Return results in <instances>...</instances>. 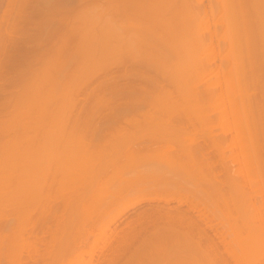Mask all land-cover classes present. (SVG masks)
Masks as SVG:
<instances>
[{"label": "bare ground", "instance_id": "1", "mask_svg": "<svg viewBox=\"0 0 264 264\" xmlns=\"http://www.w3.org/2000/svg\"><path fill=\"white\" fill-rule=\"evenodd\" d=\"M43 1L44 2L46 1L45 2L46 4L48 2L47 0H43ZM204 1L205 0H118V1H115L116 5L110 4L111 2H109L108 6L106 8V11L104 13V17H103V21H102L103 23L100 26L102 28L100 35L96 34L97 32L94 34V32L96 30L98 31V29H96L94 31V29L96 28L95 26H97V25H96V22L94 21V19H90V16H89L90 13L87 14L88 17H86L87 18V21H86L87 24H86V22L84 23V25L82 24L85 21V20H83V19H85V15H84V17L81 16V18H79L80 20L83 21L79 24L82 26L81 28H83L84 31H83V29L80 28V26L77 27L75 25V23L78 24L77 23L78 21L70 22L71 24L74 23L75 26L73 28H77L79 30V31L76 30L78 33L81 31L80 32L81 34L79 33L77 36L78 37L83 36L82 40H80L81 46L78 45V46H80V48H78L79 51L77 52L79 54L78 59H80L82 61V65L84 66L83 68L85 69V70L80 69V68H82V66L79 67V69L77 71L79 72V70H80L81 74H83L84 71H87L85 68L86 65H84V64L88 63V62L85 63L87 61L86 58L89 57L88 54L90 53V51L94 50L93 47L96 46L97 49L98 48L101 49L103 47L102 46L103 43L101 44V47L100 46L98 47V45L101 42L98 44L97 40H99L101 38V41H105L104 42L105 48L103 47L104 52H106L107 50L108 51L112 50V47L109 45L110 42L114 41V42H117L116 44H119V53H120L119 54L120 57H118L119 58V64L118 65H119V71H120L119 76H120V80H122V82H123V83L121 82L122 85L120 84L121 86L119 88V89H121V90H119L121 93L120 94L121 96L119 97V102H120V106H121V110H122V114L120 115L121 119L119 121H121V126H120L121 128L120 129H121L122 133H124V135H127V133L129 132L128 129L131 128L130 127L131 124L135 123L137 121L135 118V115H137V114H138V116H136L137 118H141L142 116H144L143 118H145V115H146L147 116L146 118L148 119L147 121H149L148 116L152 117V115H153V121H151L152 119L150 118L151 123H153V122L156 123V121H157L156 116L157 115H160V117H162L158 121H160V120L162 121L163 116H165L164 121H167V122H165L167 124V127H164L162 129L161 126L163 124L159 125V126H160L161 130H165V128H167V137H166L167 139H165L166 135L163 134L162 131H160L161 134L156 133V135H158L156 138H152L153 134H152V136H149L150 138L147 137V138H149L147 141H146V139H145V141H143V138H142V140H139V138L133 140V138H134V136H133V138H130V139H132L131 142L129 141L130 143H127L125 141V144L123 146L124 149H126L125 148L126 145L129 144L130 146L127 145V147L130 150H132L129 152L134 153L135 157L136 156L137 157L142 156V155L138 156V154L140 152H143V151H145V152L149 151L151 154V151L152 150L155 151L156 148H157L156 151H157L158 156H159V152H161L160 154L164 153L168 157V154H166V153H168V151L175 153V154H173V153L169 152L170 153L169 155L172 154L174 156L175 155L180 156L179 159H177V158L174 159V156H173V160L169 156V158L171 160L168 158L167 160H170V161H167V163H166V161H164L166 163V164L165 163L164 164L168 168L167 169L168 170L167 171L168 177L164 176V177H166L165 182L163 181L165 179H163V180L161 179L162 180L161 182L159 181V179H158V177H160L159 174H157L156 179H153V177L151 179V178H149L150 174L146 173L149 175V177H146L147 179H145V178L143 179L142 174L144 175L145 173L140 174L142 177H139L140 176L139 173H141V172H139V173L135 172L136 174H138V175H135V177L137 176V178L138 179L140 178L141 180L140 179L138 180L137 178H135L138 181L133 180L132 183H131V181L130 182L128 181L129 183L124 181V182L120 183V186L117 185L118 190L117 191L114 190V191H116V193L114 194L115 198L112 199V201L114 200L113 202H110V206L114 205L113 203L117 202V204L119 203L118 206H121V207H120V211H118V207H117V209H114V210H117L119 214L117 215V213H115L116 215L112 216V218H114V217H117V219L120 218L119 215H123L122 213L126 209H128V207L129 208L130 207L132 208V206L135 207L134 205H135L136 200H138V198H140V196L139 197L137 196L138 194H141V197H142L143 196L142 193L144 191L147 192V190L149 191V189L150 190L152 189L151 192L153 190L155 191V187L157 189L156 193H158L159 192L158 189L161 190L160 188H162V190H163V188H164V190L167 188H171V189L174 188L175 190L178 189L180 191V187L182 190V186L189 185L190 187L193 186V188L196 187V189L199 190V191H194V189H191L189 187L190 191L192 190L191 193L193 192V193L197 194V195L190 194V195H193V197L195 196L194 201H196V196L201 195V196H198L197 199H198L199 203L203 204L204 210L201 209L202 206L199 205V203H197V202H194L192 204L194 207L193 206L189 207L187 204V206L190 208V210L192 209L193 212H194V210L196 211V209L198 210L197 213H195V215L196 214L199 215L198 218H196L197 221L194 220L193 217H191L189 215L190 213H188V211L185 212L187 209L185 211L182 210L181 215L183 214V211H184V214H183L184 217L187 216L186 217V219H187L188 215H189V218H192L195 223H193L192 219H191L192 222L190 219L189 220L187 219V221H186L185 218L183 217V215L182 216L180 215L181 219L184 218V219H182V221L185 220L186 222L180 223L181 224L180 227L178 226L179 229H176L177 226L175 227L174 225L177 224L178 220L175 219V221L172 220V221H174V222H172L170 219H168L169 217H168V215H166V213H165V216H167L168 218L167 217H166L167 219L164 218L165 216L163 213L162 218L166 219L167 221H171L172 223H168L170 225L174 223L173 226L169 225L165 229L163 227L162 228H158V227L154 228L155 231L153 232L154 233L153 236L160 238L161 236L165 235L166 237L165 236L163 237V239L165 238V240L163 241L160 238V240H161V242L159 241L160 245L159 244L156 245L158 241L156 242V244L154 243L153 246L149 245V246H152L149 249L150 250L149 251L148 247H147L148 244L145 243L146 239L149 238L148 237L149 235L147 236V238L145 237L146 238V239L144 238L145 242L142 240L141 243H143V244H141V247H140V249L141 248L144 249V250L141 249V251H143L142 254L140 253L142 256H138V254L136 253L137 251L134 252V253H136L134 256L136 259V263L140 258H142L140 260H145V259L151 258L150 261L152 260V261H154L153 263H155V260H157L156 262L159 261L158 264L160 263V260H161V263H163V264H264V256H263L264 252L262 253L263 255H258V253L256 254L254 252L255 250H253V248L264 244V198H263L264 195L262 194L263 196L261 195L260 199H257V196H256V198H254V196H253V194L255 192H256V194L257 193L261 194L260 193L261 191L258 190L257 186H259L261 188V184H262L261 182L264 181L263 180V181L259 182V180L262 177L264 178V173H263L264 168L262 166V164L264 165V160H262L263 163H262V161H260L262 159L261 155L264 154V0H207L208 1L207 6H204ZM40 2L42 3V0H40ZM77 2H79V1H77ZM18 3H19V1H17V0H9L8 3L6 4L7 7H5V12L2 15V18L0 19L1 20L0 21V38H2V36H4V35L5 36L8 35V32H9L8 30H10V29H8L9 28L8 26L14 25V23L12 24L11 21H15L16 18H19V16L17 17V15L14 14V11L16 13V10H14V9L15 8L17 9V7H15V6H18V5H16ZM49 3H53V2L50 1ZM66 3H65V5H66ZM80 3H84V1L82 0V2H79V4ZM46 4H45V6H46ZM20 5H22V4H20ZM48 5H50V4H48ZM111 5L114 7H112ZM22 7H23V5H22ZM18 8L20 9V7H18ZM67 8H66V10H70L72 7L68 8V9ZM22 9H20V12ZM53 9L55 10V8H53ZM57 11H59V10H57ZM20 12H18V13H20ZM23 12H21L22 14H19L20 18L22 17ZM115 12H116V14H114ZM54 13L55 12H53V14L51 13V15L52 16L55 15ZM12 15H13L14 20L11 19ZM14 15H16V17ZM113 15H115V17ZM47 16L45 17L46 19H48ZM91 16H93V14ZM49 17H51V16H49ZM55 17H56V15H55ZM69 18L67 21H69ZM94 18H97V16ZM21 19H24V18L22 17ZM52 21L54 22V20H52ZM22 22H23V20H22ZM45 22H46V20H45ZM51 22L49 21L50 24H51ZM64 22H66V19ZM67 23L68 22H66V24H65L66 26H67ZM70 23H68L69 24L68 28L65 25H63L67 28L66 31H68V32L73 30L72 29L73 24L71 25ZM43 24H45V23L43 22ZM51 25L48 24V26H51ZM98 25H99V23H98ZM41 27H43L42 24H41ZM100 27H99V29H101ZM97 28H98V26H97ZM66 31H65V34H68ZM82 31H83V33H82ZM14 32H12V33L14 34ZM72 32H75V30ZM72 32L70 34H72ZM54 33L57 34L58 32L57 33L53 32V34ZM98 33H99V31H98ZM47 34H48V32H47ZM51 34H52V32L49 35L50 38H47L45 36L47 39H50V40L52 39V40H51V42L48 40L51 43V44L48 43V44H50L48 48H47L48 44L46 45V47H44V49H46V48L48 49L46 51L47 53L46 54L44 53L45 55H47V58L44 57L45 59L42 58V60L40 58L41 68L39 69V62L37 61L38 59L37 60L33 59L35 61L36 65H38V67L35 68L34 70L31 69L30 73H27V71H26L27 76L29 75L28 77L27 76L24 77L22 75L25 79L26 78L27 79L24 80V78H23L24 83H23V85L21 84V87H18V89L20 88V89L26 90L27 88H30V90L28 89L29 92H27V94H25V93H23L25 91H23L16 97L15 100L17 103L15 104L16 107L14 106L15 111L10 114L11 117L9 120H8L9 117L6 114L8 118L5 119L6 120L5 122L3 121L2 125L0 124L1 131L11 132L12 137H13V138H10L9 140L4 141V144H0L1 145L0 146L1 147L0 148V263H3V264H5V263L10 264L11 261L9 259V257H10L9 254L11 253L10 250L12 249L11 247H12V244L14 243L13 241H15L12 239V237L10 238V236H11L9 233L10 231L7 233L5 232V230L7 229V226H10V225H8L10 223L9 222L10 221L9 218H11L10 216L13 215V218H16L14 216H17L16 220L18 221L19 225H22L23 223L24 224L27 223L28 220L25 222L23 220L24 218L22 216L26 213V212H24L25 207H24V211H23V209L20 210V211L24 212V214L23 213H22V215L20 214L22 217H20V215H19V208L20 209H21V207L23 208V206H21L23 203H24V205H28L26 201H30L29 199L35 198V196H36L35 194H37L36 192L38 191V188L40 186L39 183L43 185L45 182L42 181V179L45 180V179H47V177H49V176L43 177L44 176V174H43V176H41V178L39 180V176H40L39 173L44 171L43 170V168H44L43 164H45L48 160H50V157H52L50 152L52 153V151H50L48 154V152H47L48 150L47 151L45 150L48 148L47 142H49V145H50V140H49V141H46L47 145H45L43 143L45 145V147L44 146L43 147H44V150L46 151L47 155L46 154L44 155V153H45L44 150H43L44 151L43 153L37 152V150L40 151V149H38V148L40 147V145L42 143L40 142L41 138L38 137V134L40 133V131L38 130L39 128L35 126V123H36V125H39L42 123L43 118L45 119L48 116L51 117V115H50L51 112L49 111V109L51 108L50 106H53V105L56 106L57 105V104H54L57 101V99L64 101V102H66V100H68V99L65 100V96H64V98H62V96L58 97L57 94H55V93L53 94V90H56L55 92L57 93V91L59 89L61 91V87L62 88L72 87V85L69 84V81H68V83L66 81V83L68 85L64 84L65 82L61 83L62 86L57 85V83H58L57 78L61 77V76H58L60 74L59 69H61V66H60L61 63L58 62L59 61L58 56H56V52H58L60 47L57 48V46H59V45L56 43L57 44V46H56L55 41L60 39L59 38L60 36H59V34H57V35L54 34V36H55L54 37L53 35L51 36ZM62 35H61V38H62ZM19 36H21V34H19ZM23 36L24 35H22L21 37H23ZM57 36H58V38H57ZM7 37H9V36H7ZM7 37H5V38H7ZM64 39H67V38H64ZM5 41H6V39H5ZM21 41H22V39H21ZM60 41H62V40L60 39ZM64 41H66V40H64ZM38 43H40V42L38 41ZM38 43H36V44H38ZM93 43L94 44L96 43V45L92 46ZM78 44H80L79 41H78ZM115 46H117V45H115ZM37 47H38V45H37ZM117 48H118V46H117ZM39 49H41V47ZM56 49H57V51H56ZM76 51H77V49H76ZM95 51L97 53L99 50H95ZM104 52L101 51V53H104ZM38 53H40V52L38 51ZM58 53H57V55H58ZM99 53H100V51H99ZM40 55H42V53ZM74 56H76V55H74ZM103 56H104V54H103ZM34 57H35V55H34ZM37 58H39V57H37ZM92 58H95V57L93 56ZM92 58H90V59H92ZM87 59H89V58H87ZM95 59H97V58H95ZM75 60H76V58H75ZM80 60H78V61L80 62ZM32 63H34V62H32ZM32 63H30V64L33 65ZM61 65H63V64H61ZM76 65H78V64H76ZM92 65H93L92 67H91V65H88L89 66L88 68L91 67L93 69V67H95V66L93 63H92ZM29 67L31 68V66H29ZM29 67H27V68L30 69ZM76 68H77V66H76ZM65 70H62V73ZM82 70H83V72H82ZM89 71H90V69H89ZM58 72H59V74H57ZM72 72H76V71L72 70ZM72 72H70V73H72ZM78 72L75 73L76 76L79 74ZM84 74H85V72H84ZM210 74H212V75L208 76ZM71 75H70V77L69 76L67 77V74H66V76H65L66 79H68V80H69V78L70 79H76V78H72V76L76 77L75 75H72V76ZM78 76H80V74ZM207 76L209 78H207ZM128 77H130L129 80L132 78L131 79L132 82H129V80H128L129 83L127 82ZM20 79H22V78H20ZM61 79H62V77L59 78V82ZM63 80H64V77H63ZM20 81H21L20 83L23 82L22 80H20ZM72 82L74 84V80ZM145 84H146V86H144ZM143 86L145 88L148 87V89L150 87V89H152L154 91V92L152 91L153 92L152 94L150 93L148 95V96H150L149 97L150 99L146 97L147 96L146 94H147V92L149 93L150 89L147 92L144 91L146 93L145 94L143 92V90H145V88ZM127 87H129V88H127ZM131 87L133 90L131 92H128ZM137 87H141L144 89L141 90L139 88L138 90L142 91V92L140 91V93H139L137 90ZM67 88L64 90L69 91V89L67 90ZM18 89H17V91H18ZM148 89L146 88V90H148ZM134 90H137V92ZM22 93L24 95H22ZM137 93L138 94L142 93V95L144 93L145 95H144V97H142V95H140V97H139V95ZM64 94H67V93L65 92ZM145 97L147 98V100H150V102L144 101V100H146ZM141 100H142V102L144 101L143 104L145 103V105H147V103L150 105L151 104L153 105L152 107H154V108L151 107L152 109L150 108L149 105L147 106V108L149 107V110L145 108L146 110H148V111H145L146 113L151 112L150 115H149V113L144 114L145 112L143 113L144 115L140 114L139 109H141V108L140 107L137 108V105H138V102L141 103ZM145 105H142V106H145ZM59 106H61V105H59ZM48 107H50V108L48 109ZM219 107H222V108L217 112ZM11 108H13V107H11ZM130 108L132 110V112L130 111L131 114L133 113L132 116H129V114L127 113V111H129ZM70 109H72V108H70ZM153 109L158 110V111H155L156 121H154L155 120L154 119V111L152 113ZM136 110L139 113H137ZM165 111L167 113L166 114L167 117L165 115ZM141 112H143V111H141ZM160 112L161 113L164 112V113L161 114ZM216 112L218 115L216 114ZM135 113H137V114H135ZM224 113H225V115H226V113H229L231 115V117H230V120L232 121L231 124H233L234 129H236L234 131H237L239 134L241 133L242 135L241 134L240 135L243 136V142L242 141H240L241 143L239 142L241 145L240 146L241 151L240 150L239 151L242 152L244 155H246L245 156L246 158L249 157V159H247L248 161L246 159L244 160L245 163H246V161L249 162L252 159L257 161L256 162L257 167H256V165H254V167L258 169V171H257V169H256V171H257V174L260 175V177H261L260 179L256 180V178H255L257 175L255 173L256 171L254 172L256 174L255 177H254V175H250L252 172L249 171L247 174V175H250V176H248L249 179L242 177V179L238 178V180L235 178V175L237 174L236 172H233V174L236 173L235 175H232L230 173L231 170H228L225 167L227 165V164H225V159L229 156V153L227 156V155H225V153L227 154V152H224L226 150L227 144H228L227 138L221 135L222 137L225 138V139H222V137H220L221 133H219V136H218V134H217L218 132H215L216 131L215 129H214L215 131H211V132H213V134L211 133V139L208 140L209 142L206 141L204 144L202 143V145H200V146L196 145L197 148L194 146L195 149L193 148L192 145L185 144L186 142H183L184 139L182 140V142L179 139V137H178L179 132H181V131L183 132L185 128L189 129V127L190 128L196 127L195 125H194V127L192 126L194 121H198L200 123H202L203 121L205 123V121H206L207 123H209L210 121H212L214 119L213 121L215 123V121H216L215 119L217 118V120H218L219 118H222ZM139 115H141V117ZM52 117H53V114H52ZM128 117H130V118H128ZM147 121H146V123H147ZM161 121H160V123H161ZM38 122H40V123H38ZM129 122H130V126L128 125ZM137 122L139 123V120ZM191 122H192V124H191ZM219 122H220V120H219ZM158 123L159 122H157V124ZM162 123H164V122L162 121ZM207 123L205 125H207ZM214 123H212V124L214 125ZM25 124L27 125V127ZM66 124H64V125H66ZM143 124H144V122H143ZM157 124H156V126L153 124L154 127L157 128ZM127 125L129 128L127 127ZM135 125H136V127L138 126L137 124H135ZM135 125H133V127ZM144 125H143V127H144ZM213 125H212V127H213ZM215 125H217V124H215ZM159 126H158V129H160ZM164 126H166V125H164ZM201 126H202V124H201ZM28 127H29V129H28ZM145 127H147V126H145ZM183 127H184V129H183ZM40 128L43 130L42 127H40ZM150 128H151V126H150ZM30 129H31V132H29V133H34L33 135H30L28 133V130L30 131ZM144 129L146 131V128H144ZM238 129L241 131H239ZM134 130H135V127H134ZM126 131H128V132H126ZM135 131L137 132V130H135ZM188 131H191V129ZM185 132H183V133H185ZM214 132L217 135L214 134ZM138 133H139V131H138ZM192 134H194V132ZM7 135H9V133ZM7 135L5 134V136H7ZM2 136H4V134ZM66 136H68V135H66ZM127 136H126V138H128ZM154 137H155V135H154ZM181 138H183V137H181ZM190 138L195 139L194 137H191V136H190ZM232 138L238 139L239 136L235 137L232 135ZM232 138H231V141H232ZM61 139H62V137H61ZM187 139H189V138H187ZM1 140H2V137H1ZM45 140H48V139H45ZM77 142H79V141H77ZM188 143H190V141H188ZM53 144H55V143H53ZM198 144H200V143H198ZM229 144H231V143H229ZM63 146H64V144H63ZM233 147H234V145H233ZM162 148L163 149L165 148L167 150V152L159 150ZM41 149H42V147H41ZM128 150H127V152H128ZM158 150H159V152H158ZM211 150L213 151V153ZM153 151H152V153H153ZM129 152H128V154H129ZM145 152H144V154H145ZM209 152L211 154H213L214 157L213 156L212 157L214 158V160L210 156H208ZM123 153H124V151H123ZM38 154H40V155H38ZM114 154H115V152H114ZM114 154H112L113 155L112 156L113 161H118V159L116 160V158H114ZM122 154H121V156H122ZM130 154L128 156L132 157V154L131 155ZM146 154H147V152H146ZM45 156H46V160L48 158L47 161L45 160ZM115 156H116V154H115ZM117 156H118V154H117ZM225 156H227V157H225ZM40 157H42V158H40ZM81 157L84 158L85 156H81ZM142 157H144V156H142ZM159 157H161V156H159ZM167 157L163 155L162 159H164V158L166 159ZM176 157H178V156H176ZM87 158H90V157L87 156ZM112 158H110V160ZM155 158H156V156H155ZM182 158H184V160ZM209 158H211V159H209ZM78 159L76 161L79 162V160H81L82 158H80L79 160ZM119 159H121V157ZM132 159H134V158L132 157L130 160H132ZM148 159H149V157H148ZM194 159L195 160L200 159L201 161L198 160V161H200V163L199 162L198 163L201 166L203 165L202 162H204V165L206 163V167L203 166L204 170L201 169L200 165L199 166L197 165L198 167H196V166H192L194 163L188 164L190 162H194L195 161ZM263 159H264V157H263ZM136 160H138V159H136ZM149 160H151V158ZM208 160H210V162ZM211 160H212L213 166L211 165ZM42 161H44V163ZM144 161H147V160H144ZM186 161H190V162H186ZM92 162H93V160H92ZM250 162H252V161H250ZM39 163L41 166L43 165V167H40ZM66 163H67V161H66ZM70 163H72V162H70ZM150 163L152 165V163H154V162L149 161V163H147V164H150ZM63 164H64V162H63ZM78 164H80V163H78ZM100 164H102L100 167L105 166V165H103L104 163H100ZM141 164H142V162H141ZM49 165L50 164L47 165L48 168L50 167ZM67 165H68V163H67ZM81 165L83 166V164H81ZM112 165L113 164H111L110 166H112ZM122 165H123V161H122ZM128 165H130V164H128ZM72 166H73V164H72ZM157 166H159V165H157ZM250 166H252V165L250 164ZM38 167H40V169H38ZM92 167H94V166H92ZM254 167H253V169H255ZM45 168H46V166H45ZM48 168H47V171L49 173L50 170ZM69 168H71V167H69ZM37 169L42 170V171H40L38 173ZM92 169H94V168H92ZM138 169L140 170V168H138ZM138 169H136V170H138ZM70 170H72V169H70ZM106 170H107V168H106ZM136 170H134V171H136ZM159 170H161V169H159ZM239 170H238V172H239ZM51 171H52L51 173H53V169ZM126 171H128V170H125L124 172L127 173ZM132 171H133V169H132ZM235 171H236V169H235ZM88 172H89V170H88ZM98 172L99 171H97L96 173L98 174ZM165 172H166V170H165ZM163 173H164V171L162 173H160V175H162ZM127 174H125V175L127 176ZM154 174L156 175V173H154ZM239 174H240V172H239ZM55 175H56V173H55ZM100 175L101 174H99V177H100ZM247 175H244V177ZM52 176H53V174H52ZM129 176L131 177V175H129ZM118 177H120V176H118ZM130 177L128 179L132 178V177L131 178ZM144 177H145V175H144ZM161 177H163V176H161ZM251 177H254L255 179L254 178L250 179ZM50 178L52 179L53 177L50 176ZM50 178L48 180H51ZM122 179H124V177ZM116 180H118V179H116ZM155 180H158V181H156L157 183L153 182ZM199 180L203 184L205 183V187L202 186L203 189L202 188L199 189V187H198ZM250 180H256L257 186L254 187L255 186L254 182L250 183L251 182ZM52 181H50V182L48 181L47 183H51ZM139 181L142 184L144 182H147V184H149L148 181L153 182L152 183L153 185L155 183L156 184L154 186L152 185L153 188H149V187H151L150 186L151 182H150L149 187L147 186L148 189L146 190L147 187H145L146 185H144L146 183H144L143 187L145 190L144 189L142 190V187H140L141 185L139 186L140 188L137 186V183H139ZM53 182H55V180ZM53 182L50 185L45 183L46 187L41 186V189L44 191V189H43V187H44L46 190L48 188L47 185H49L50 186L49 188H51L52 186L55 185V183H54V185H52ZM100 182H102V181L100 180ZM119 182H121V180ZM133 182L136 183V186H134ZM158 182H159V184H158ZM162 183H163V185H162ZM258 183H260V185ZM58 184H56V185H58ZM84 184H85V182H84ZM98 184H99V181H98ZM250 184L254 185V186L252 185V187L254 188L255 191L250 187L251 186ZM87 185H89V183ZM112 186H113V184H112ZM97 187H99V185H97ZM186 187L188 189V186H186ZM263 187H264V185H263ZM49 188L47 190H49ZM87 188H90V187H87ZM54 189H56V188H54ZM249 189L251 190L250 193L248 192V191H250ZM39 190H40V188H39ZM167 190L169 191L170 189H167ZM185 190H183V191H185ZM252 190L254 192H252ZM256 190L259 192H257ZM140 191H142V192H140ZM154 191H153V193H154ZM172 191H174V190H172ZM42 192H40V193L38 192L39 193L38 198H41L40 194ZM136 192H137V194H135ZM160 192H159L160 194L163 193V191H160ZM196 192H198V193H196ZM156 193H154V196ZM170 193H172V192L169 191V192H165L163 194L169 195ZM175 193L173 194L174 196H176ZM188 193H189V189H188L187 195H188ZM251 193H253V194H251ZM131 194L137 196L138 198L136 197V200L132 204H130V203L128 204L127 202L129 200H127V199H130V198H131V200L135 199L132 197L133 195L130 196ZM249 194H251L253 198L250 197ZM168 195H166V196L169 199ZM128 196H130V198H127ZM151 196H153V195H151ZM171 196H172V194H171ZM171 196H170V198H171ZM146 197H149L148 199H150V195H146ZM156 197H157V195H156ZM162 197H163L162 201L164 202V200L167 198L164 199L165 195ZM87 198H88V196H87ZM174 198L177 199L178 197L177 198L174 197ZM142 199L144 200L145 197H143ZM159 199H160V196H159ZM168 199H167V202H168ZM170 200L171 199H169V202H170ZM142 201L141 202L139 201L136 204L138 205V204L142 203ZM188 201L190 203H192L193 200L192 201L188 200ZM69 202H70V200L68 201L67 205H69ZM195 203H197L196 206H199L201 208L195 207ZM32 205L35 207L34 203ZM127 205H129V206H127ZM32 207H31V209L33 210ZM51 209L47 210V211H49L48 213L50 214V215H47L48 217L50 216L49 219H51L53 217L52 214L55 215L53 210H52L53 213L52 214L50 213ZM165 209H167V208H165ZM12 210H13V212H12ZM29 210H27V212ZM170 210H171V208H170ZM178 210L179 209H177V211L175 210L176 213L179 212L181 209L179 211ZM45 211H46V209H45ZM102 211H103V209H102ZM169 212H171V211H169ZM186 213H187V215H185ZM159 214H161V213H158V215ZM179 214L180 213H177V215H179ZM177 215L174 217H177L179 219L180 216L178 217ZM24 216H26V215H24ZM56 216H58V215L56 214ZM104 216H106V215H104ZM159 216L161 217V215H159ZM169 216H170V213H169ZM28 217L30 218L31 216H26L25 220L28 219ZM145 217H146V215H145ZM147 217H149V216H147ZM19 218H21L20 219L21 221H24L23 223L20 222L22 224L19 223ZM142 218L143 217L140 218L141 221L143 220ZM149 218L151 219L152 217L150 216ZM59 219H61V216ZM114 219H116V218H114ZM140 219H139V221H140ZM150 219L147 220L146 218H144V220H147V222L149 224H151L149 222V221H151ZM181 219H180V221H181ZM198 219H202V221H204L202 223L203 224L206 223V226L208 225L207 226L208 230L211 229L213 231L212 234L215 237V239L213 236L210 238L211 230H210L209 235H208L207 234L208 232L206 233L207 229L205 230V228H207V227H205L204 225L202 227H205V228L202 229L200 227L202 225V223L198 227V223L201 222V220H199L200 222H198ZM29 221H30V219H29ZM111 221H112V219L110 220V222ZM132 221H134V220H132ZM14 222H15V220H14ZM96 222H98V220L95 221V223ZM129 222H128V224H129ZM107 223H109V222H107ZM137 223H138V221H137ZM18 224L16 223V225H18ZM24 224L22 225L23 227H24ZM131 224H132V222H131ZM147 224H146V228L148 226ZM19 225H18V227H19ZM106 225L108 226V224H106ZM132 225H134V224H132ZM27 226H25V227H27ZM137 226L138 225H136V227H134L133 229L137 228ZM140 226H142V225L140 224ZM14 227H15V224H14ZM153 227H154V224H153ZM20 228H21L20 230H23V228L21 226H20ZM126 228H128V227H126ZM142 228H144V230L146 229L145 226L144 227L142 226ZM142 228H140V229H142ZM128 229L131 230V227ZM138 229H136V230H138ZM10 230L12 231L13 229L10 228ZM17 230H15V231H17ZM130 230L128 231V233L130 232ZM136 230H135V232H136ZM30 231H31V228H30ZM147 231H149V229H147ZM32 232H33V229H32ZM38 232H36V233H38ZM124 232H123V234H124ZM145 232H146V230H145ZM126 233H127V231H126ZM22 234H25V233L23 232ZM131 234H132V237L129 236ZM20 235H21L20 233L19 234L16 233L14 237H16V236L19 237ZM30 235L33 236V234H30ZM34 235L37 238L38 234H34ZM121 235H122V233H121ZM129 235H128V237L133 238V236H137L138 234L133 235V232H130ZM139 235H138V237H139ZM24 236H22L20 238L24 239L25 238ZM153 236L151 235L150 239L153 238ZM38 238H39V236H38ZM119 238H118V240H119ZM130 238H128V239H130ZM58 240H61V238H59ZM137 240H138V242H136L137 243L136 245L138 247L139 239H137ZM16 241H17V239H16ZM121 241H122V238H121ZM126 241L127 240H125V242ZM132 241L130 240L128 243H130ZM140 241H141V239H140ZM153 241H155V240L152 239V242ZM166 241H167V244H164ZM117 242H120V241H117ZM150 242H151V240H150ZM24 243H26V242H24ZM16 244L14 243L13 247H14V245H16L18 247L17 249L19 250V248L22 246H20V243L19 244L16 243ZM21 244H22V239H21ZM133 244H135V243H133ZM144 244L147 245L146 250H148V251L145 250ZM161 244H162V246H161ZM163 244H164V246H163ZM142 245H143V247H142ZM139 246H140V243H139ZM137 247L135 250H137ZM17 249H16V254L18 251ZM23 249H24V247H23ZM121 249H123V248H121ZM132 250H133V248H132ZM252 250L254 253L252 252ZM19 251H21V250H19ZM58 251H59V249L56 252L57 256H58ZM121 251H123V250H121ZM127 251H131V250H127ZM84 252H86V251H83V253ZM19 254H17V255H19ZM59 254H60V252H59ZM45 255H47V254H45ZM112 255H113V253H112ZM125 255H126V253H125ZM129 255H128V257H129ZM54 256H56V255H54ZM153 256H155V257H153ZM143 257L145 259H143ZM158 257L160 260L157 259ZM111 258H112V256H111ZM153 258H154V260H153ZM55 259L56 258H54V261H57ZM59 260H60V257H59ZM19 261L17 260L18 263H19ZM139 262H141V261H138V263ZM142 262H144V261H142ZM147 263H149V262H147ZM14 264H15V262H14Z\"/></svg>", "mask_w": 264, "mask_h": 264}, {"label": "rangeland", "instance_id": "2", "mask_svg": "<svg viewBox=\"0 0 264 264\" xmlns=\"http://www.w3.org/2000/svg\"><path fill=\"white\" fill-rule=\"evenodd\" d=\"M8 1L9 0H0V19L2 18V15L4 14V12H5V7H7V3H8ZM17 1H19V3L18 4H16V5H18V6H15V7H17V9L15 8L14 10H16V13H15V11H14V14H16L17 15V17L19 16V18H16V20L15 21H11L12 22V24L14 23V25L12 26H8L9 28L8 29H10V30H8L9 32H8V35L7 36H9V37H7V36H2V38H0V124L2 125L3 124V121L5 122L6 120V118H8V120L10 119V114L12 113V112H14L15 111V108H14V106H15V104L17 103L16 102V97L21 93V92H23V91H25V92H23V93H25V94H27V92H29L28 91V89L30 90V88H25L26 90H24V89H18V87H21V84L23 85V83H24V81H23V78L24 77H26L27 76V73H30L31 72V69H35V68H37L38 67V65H36V63H35V59L39 62V69L41 68V66H40V63H41V60H42V58L43 59H45L44 57H46L47 58V55H45L47 52V48L49 47V45L51 44L50 42H51V40L50 39H47V38H50V33L52 32V34H51V36L53 35L54 36V34H53V32H58L57 34H59V38L62 40V41H60V39H58V40H56L55 41V44L57 43L59 46H57V44H56V46H57V48H59V50H58V52H56V56H58V62L59 63H61V64H63V65H61L60 64V66H61V69H59L60 70V74L62 73V70H65L61 75L59 74V72L57 73V74H59L58 76H61L62 77V79L60 80V82H59V78H61V77H59V78H57L58 79V83H57V85H61V83H64V84H66V85H68L67 83H68V81H69V84H71L72 85V87H69V88H67V87H64V88H62L61 87V91H60V87L58 88L59 90V92L57 91V93L55 92L56 90H53V94L55 93V94H57L58 95V97H61L62 96V98H64V96H65V100L66 99H68V100H66V102H64V101H61V100H58L57 99V101L54 103V104H57L56 106L55 105H53V106H50V107H48V109H49V111L53 114V117H52V114L50 113V115H51V117H47V118H43L42 119V123L41 124H39V125H36V123H35V126L36 127H38L39 129V131H40V135L38 134V137H40L39 139H40V142L42 143L41 145H40V147L38 148V149H40V151H38L37 150V152H40V153H43L45 150L48 152V154H49V152L50 151H52V153L50 152V154L52 155V157H50V160H48V158H47V160H46V156H45V160L47 161H45L46 163L45 164H43L44 163V161H42L43 163V165H44V168H43V170L44 171H42V170H38V169H40V167H43V165L41 166L40 165V163H39V165H40V167H38V169H37V171H38V173L40 172V171H42L41 173H39L40 174V176H39V180H40V178H41V176H43V174H44V176L43 177H45V176H49V177H47V179H45V180H43L42 179V181H44L45 183H47L48 181L50 182V181H52L53 179L55 180V182H53V184L52 185H54V183H55V185L54 186H52L51 188H49L50 186V184L52 183H47V184H49V185H47L48 186V188H49V190H45V188L43 187V189H44V191L41 189V186H45L46 187V184L44 183L43 185L42 184H40L39 183V188H40V190H39V188H38V191L36 192L37 194H35L36 196H35V198L34 199H29L30 201H26L27 202V204L28 205H24V203L21 205V206H23V208L21 207V209L19 208V215L21 214L22 215V213L24 214V212H26L24 215H26V216H31L30 218L28 217V219H26L25 220V217L26 216H24V215H22L23 216V220L26 222L27 220H28V222L27 223H23L24 221H21L20 219L21 218H19V223L20 222H22L23 224H24V227L25 226H27V227H23L22 225V223H20V224H22V225H19L18 224V221L16 220V218H17V216H14V217H16V218H13V215H11L10 217L11 218H9V224L8 225H10V226H7V229L5 230V232L7 233V232H9L10 233V238L12 237V239L13 240H15L16 241V239H17V241L15 242V241H13L12 239V241L16 244V243H20V246H22V247H20L19 248V250H21V251H19L17 248V246L16 245H14V247H13V244H12V249L10 250V254H9V259H10V264H14V262H15V264H158V262H156L157 260H155V263H153L154 261H150V259L151 258H149V259H145L144 257H143V259H145V260H140V259H142V258H140L138 261H141V262H139L138 263V261H137V263H136V259H135V254L137 253L138 254V256H142L141 254H142V252L143 251H141V249H140V247H141V244H143V243H141L142 242V240L144 241L146 238H147V236L149 237V238H147L146 239V242L145 243H147L148 244V246L147 245H145L144 244V248H145V250H146V246L148 247V250L154 245V243L156 244V242H157V244L156 245H158L160 242H161V240H165V238L163 239V237L165 236V235H163V236H161L160 238H161V240H160V238H158V237H155V236H153L154 235V231H155V229L154 228H156V227H158V228H167V226H169L170 224H168V223H172V222H174L175 221V219L176 220H178V222H177V224H175L174 226L176 227L177 226V228L176 229H179V227H180V223H182V222H186L187 221V219L189 220H191L192 218H189V215L191 216V217H193V219L194 220H196V218H198V216L199 215H195V213H197V209H196V211L194 210V212L192 211V209L190 210V208L189 207H191V206H193L192 204L194 203V202H197V203H199V201H198V196H201V195H198V196H196V201H194L195 199H194V197H193V195H197V194H195V193H191V191H190V188L191 189H194V191H199L198 189H196V187L195 188H193V186H189V185H186V186H188V189H189V193H188V195H187V192H188V189H187V187L186 186H182V190H181V187H180V191L178 192L177 190H175L174 188H167V189H170L169 191H171L172 193H170L169 195L171 196V194H172V196H171V198H170V196L168 195V194H163V193H165V192H169L167 189H165L164 190V188H163V190H162V188H160L161 190H159L158 189V191L160 192V191H163V193L162 194H160L159 192L158 193H156V191H157V189H156V187H155V191H154V193H156L155 194V196H154V193H153V191L151 192V190L149 189V191L147 190L148 189V187H149V184H150V182L151 181H148V183L149 184H147V182H144V183H146V184H144V185H146L145 187H147L146 188V190H147V192L149 193H147V192H143L142 193V197H141V194H138L137 196L139 197L140 196V198H138L137 196H135V195H133V194H131L130 196H132L133 198H135L134 200H131V198H130V196H128L127 198H130V199H127V200H129L127 203L129 204H132L135 200H136V197L138 198V200L141 202L143 199V197H145V199L142 201V203H140V204H136L137 202H139L138 200H136V202H135V207H133L132 206V208L130 207H128V209H126L122 214L123 215H119L120 216V218H118L117 219V217H114V218H116V219H114V218H112V216H114V215H116L115 213H117V215L119 214L118 213V211H120V207L121 206H118V204H117V202H115V203H113L114 205H111L110 206V202H113L112 201V199L113 198H115L114 197V194L116 193V191L118 190V186H120V183H122V182H127V183H129L130 181H131V183H132V181L134 180V181H136L138 178H137V176L135 177V175H138V174H136V173H139V172H141V173H139V175L140 174H142V173H145L144 175H145V177H144V175L142 174V176L140 175L139 177H142L143 179L145 178V179H147L146 177H149V175L148 174H150V177L149 178H151L152 179V177H153V179H156L157 177V174H159V176L160 177H158V179H159V181L161 182L163 179H165V180H163L164 182L166 181V177H164V176H167L168 177V174H167V167H166V163H167V161H170L171 159L170 158H172V160H173V156L174 155H169L170 153H173V152H170V151H168V153H166V154H168V157H167V155H165L164 153L163 154H160L161 152H159V150H161V151H164V152H167V150L165 149H159L158 150V152H159V156H161V157H159L158 156V154H157V148H156V150L155 151H153V153H152V151H151V154H150V152L149 151H146L147 152V154H146V152L145 151H143V152H140L139 154H138V156L139 155H142V156H144V157H142V156H139V157H135V155H134V153H131V152H129V151H132V150H130L128 147H127V145L128 146H130L129 144H127V143H130L131 142V140L132 139H130V138H133V136H134V138H133V140L134 139H138L139 138V140H142V138H143V141H145V139H146V141L150 138L149 136H152V134H153V136H152V138H156L158 135H156V133L157 134H159L160 133V131H162L163 132V134H165L166 136H165V139H167L166 137H167V128H165V130H161V128L163 129L164 127H167V124L165 123V122H167V121H164V117L165 116H163V119H162V121L164 122V123H162V121H161V123H160V121H158L159 119H161L162 117H160V115H157L156 116V118H157V121H156V118H155V111H158V110H152V113H153V111H154V121H156V123L155 122H153V123H151V121H153V115H152V117L150 116H148V118H149V121H147L148 119L146 118L147 116L145 115V118H143L144 116H142L141 117V115L145 112V111H148L149 110V107L147 108V106L149 105L150 106V108L153 106L152 104L150 105V104H148L147 103V105H145V103L143 104V102L144 101H148V102H150V100H147V98H149L150 96H148L150 93L152 94L154 91L152 90V89H150V87H149V89H150V91H149V89H148V87H146L148 90H146V88L144 87V86H146V84L143 86L144 88H145V90H143L144 88H141V87H137V90L140 88L141 90H143V92L145 91V92H147V91H149V93L147 92V98H146V100H144L143 102H142V100H141V103L140 102H138V105H137V108H141V109H139L140 111V114L141 115H139L141 118H137L136 116H138V114L137 113H139V112H137V110H136V112L137 113H135V114H137V115H135V118H136V120L138 121L139 120V123L136 121H134L135 123H132L133 125H135V124H137L138 126L136 127V125L134 126L135 127V130H137V132L134 130V127H133V125L131 124V126H130V122H129V126L132 128H130V129H128V131H126V132H128L127 133V135H124V133H122V131H121V121H119L120 119H121V114H122V110H121V106H120V102H119V97L121 96L120 94V91L119 90H121V89H119L120 88V86L122 85L121 84V82H122V80H120V76H119V58L118 57H120L119 56V44H116L117 42H114V41H112V42H110L109 43V45L112 47V50H110V51H106V52H104V49H103V47L105 48V44H104V42L105 41H101V38L99 39V40H97V43L99 44L100 42V44L98 45V47L100 46L101 47V44H102V48L101 49H97V47L96 46H94V45H96V43L94 44L93 43V45L92 46H94L93 48H94V50H91L90 51V53L88 54V56L89 57H87V58H89V59H87L86 58V62L85 63H87L88 65H91V67L93 66L92 65V63L94 64V66L95 67H93V69L90 67V68H88L89 66L87 65V64H84V65H86V70L87 71H84L85 72V74H84V72H83V70H82V72H83V74H81L80 73V70H79V72L77 71L78 69H79V67H81L82 66V68H80V69H84L83 67V65H82V61L80 60V59H78L79 58V54L77 53L79 50H78V48H80V46H81V41L80 40H82V37L80 38V37H78L77 35L81 32H77L76 30H78L77 28H73L75 25L77 26V27H79L80 26V28L82 27L79 23H81V22H83L82 20H80L79 18H81V16L82 17H84V15H85V19H83V20H85L82 24L84 25V23L87 21V18L86 17H88L87 16V14H89L90 13V19H94V21L96 22V25L98 26V28H97V26H95L96 28L94 29V31L96 30V29H98V31H99V33H98V31L96 30L95 32H94V34L96 33V34H99L100 35V32L102 31V28L100 27L101 25H102V21H103V17H104V13H105V11H106V8H107V6H108V3L109 2H111L110 4H113V5H116V3H115V1H118V0H83L84 1V3H80L79 4V2H82V0H47L48 2H47V4L42 0V3L40 2V0H17ZM21 1V2H20ZM24 1V2H23ZM53 2V3H49V2ZM58 1V2H57ZM69 1V2H68ZM77 1H79V2H77ZM206 1V2H205ZM204 1V6H207L208 5V1L207 0H205ZM7 2V3H6ZM64 2V3H63ZM67 2V3H66ZM113 2V3H112ZM17 3V2H16ZM65 3H66V5H65ZM207 3V4H206ZM20 4H22L23 5V7H22V5H20ZM45 4H46V6H45ZM48 4H50V5H48ZM68 4V5H67ZM39 5V6H38ZM48 5V6H47ZM71 5V6H70ZM43 6V7H42ZM55 6V7H54ZM57 6V7H56ZM67 8L68 6V8H71L70 10H66V8ZM112 6V5H111ZM18 7H20V9H22L21 10V12H23V15H22V17L24 18V19H21L20 18V15L19 14H22L21 12H20V9L18 8ZM51 7V8H50ZM55 8V10L53 9V8ZM104 7V8H103ZM112 7H114V6H112ZM50 8V9H49ZM64 8V9H63ZM67 8V9H68ZM4 9V10H3ZM52 9V10H51ZM99 9V10H98ZM101 9V10H100ZM57 10H59V11H57ZM67 11V12H66ZM71 11V12H70ZM18 12H20V13H18ZM53 12H55L54 14L56 15V17H55V15H51V13L53 14ZM70 12V13H69ZM86 12V13H85ZM62 13V14H61ZM93 14V16H91ZM95 14V15H94ZM114 14H116V12L114 13ZM16 15H14L15 17H16ZM48 15V16H47ZM64 15V16H63ZM47 16V18L49 19H46L45 17ZM49 16H51V17H49ZM72 16V17H71ZM97 16V18H94V17H96ZM114 17H115V15H113ZM66 17V18H65ZM69 18V21H67L68 20V18ZM93 17V18H92ZM51 18V19H50ZM12 20H14V18H13V15H12V18H11ZM65 19H66V22H68V23H70V22H74V21H78L77 23L78 24H76L75 23V25H74V23H70L71 25H72V29L73 30H71V31H66L67 30V28H68V23H67V26L65 25L66 24V22H64L65 21ZM96 19V20H95ZM22 20H23V22H22ZM44 20V21H43ZM45 20H46V22H45ZM48 20V21H47ZM52 20H54V22L52 21ZM64 20V21H63ZM72 20V21H71ZM1 21V20H0ZM45 23V24H43V22ZM49 21L51 22V24L53 25H51L50 23H49ZM100 21V22H99ZM10 23V22H9ZM19 23V24H18ZM98 23H99V25H98ZM11 24V23H10ZM41 24H42V26L43 27H41ZM48 24L49 25H51V26H48ZM86 24H87V22H86ZM16 25V26H15ZM63 25H65V26H63ZM38 26V27H37ZM48 26V27H47ZM84 27V26H83ZM99 27L101 28V29H99ZM13 28V29H12ZM18 28V29H17ZM44 28V29H43ZM12 29V30H11ZM16 31H15V30ZM43 29V30H42ZM81 29H83V28H81ZM54 30V31H53ZM75 30V32H72V31H74ZM14 32V34L12 33V32ZM62 31V32H61ZM65 31L68 33V34H65ZM79 31V30H78ZM83 31H84V29H83ZM83 31H82V33H83ZM46 32V33H45ZM47 32H48V34H47ZM72 32V34H70ZM77 32V33H76ZM10 33V34H9ZM16 33V34H15ZM64 33V34H63ZM19 34H21V36L22 35H24L23 37H21V36H19ZM44 34V35H43ZM46 34V35H45ZM57 34H55V35H57ZM63 34V35H62ZM81 34V33H80ZM14 37H12V36ZM16 35V36H15ZM61 35H62V38L64 39V38H67V39H64V40H66V41H64L62 38H61ZM71 35V36H70ZM18 36V37H17ZM44 36V37H43ZM47 38H46V37ZM64 36V37H63ZM77 36V37H76ZM5 37H7V38H5ZM17 37V38H16ZM55 37V36H54ZM9 38V39H8ZM16 38V39H15ZM19 38V39H18ZM22 39V41H21V39ZM42 38V39H41ZM57 38H58V36H57ZM78 38V39H77ZM5 39H6V41H5ZM18 39V40H17ZM56 39V38H55ZM38 40L40 43H38V41L36 42V41ZM41 40V41H40ZM43 40V41H42ZM47 40V41H46ZM50 42H49V41ZM68 41V42H67ZM78 41H79V43L80 44H78ZM11 42V43H10ZM45 42V43H44ZM47 42V43H46ZM62 42V43H61ZM36 43H38V44H36ZM48 43H50V44H48ZM115 43V44H114ZM48 44V45H47ZM37 45H38V47L40 48L41 47V49H39L38 47H37ZM46 45H47V48L46 49H44V47H46ZM78 45H80V46H78ZM115 45H117L118 46V48H117V46H115ZM77 46V47H76ZM91 46V47H92ZM35 47V48H34ZM77 49V51H76V49ZM92 48V49H93ZM62 51H61V50ZM43 50V51H42ZM95 50H99L100 51V53H101V51H103L104 53H99V51L96 53V51ZM38 51L40 52V53H38ZM42 51V52H41ZM56 51H57V49H56ZM74 51V52H73ZM36 52V53H35ZM61 52V53H60ZM72 52V53H71ZM108 52V53H107ZM111 52V53H110ZM42 53V55H40ZM45 53V54H44ZM57 53H58V55H57ZM77 53V54H76ZM37 54V55H36ZM103 54H104V56H103ZM34 55H35V57H34ZM64 55V56H63ZM74 55H76V56H74ZM78 56V57H77ZM91 56V57H90ZM95 57V58H97V59H95V58H92V57ZM37 57H39V58H37ZM104 57V58H103ZM40 58H41V60H40ZM75 58H76V60H75ZM90 58H92V59H90ZM34 59V60H33ZM63 59V60H62ZM73 59V60H72ZM94 59V60H93ZM31 60V61H30ZM78 60H80V62L78 61ZM67 61V62H66ZM92 61V62H91ZM32 62H34V63H32ZM75 62V63H74ZM30 63H32L33 65H31ZM84 63V62H83ZM71 64V65H70ZM76 64H78V65H76ZM35 65V66H34ZM42 65V64H41ZM80 65V66H79ZM29 66H31V68L29 67ZM76 66H77V68H76ZM107 66V67H106ZM27 67H29L30 69H28ZM33 67V68H32ZM98 68V69H97ZM101 68V69H100ZM89 69H90V71H89ZM92 69V70H91ZM105 69V70H104ZM30 70V71H29ZM38 70V69H37ZM72 70L74 71H76V72H78L79 74H80V76H76L75 75V73L76 72H72ZM85 70V69H84ZM26 71H27V73H26ZM68 72V73H67ZM70 72H72V73H70ZM117 72V73H116ZM24 73V74H23ZM66 74H67V77L69 76L70 77V75L72 74V75H75L76 77H74V76H72V78H76V79H70L69 78V80L68 79H66ZM70 74V75H69ZM88 74V75H87ZM107 74V75H106ZM24 77H23V76ZM82 75V76H81ZM91 75V76H90ZM212 74H210V75H208V76H211ZM29 76V75H28ZM27 76V77H28ZM57 76V77H58ZM207 76V78H209ZM63 77H64V80H63ZM20 78H22V79H20ZM129 78L130 77H128L127 78V82H128V80H129ZM27 79V78H26ZM25 78H24V80H26ZM122 79V78H121ZM132 79V78H131ZM130 79V80H131ZM20 80H22L23 82L22 83H20L21 81ZM74 80V84H73V81ZM129 80V82H132V80L130 81ZM66 81H67V83H66ZM72 83H71V82ZM76 81V82H75ZM128 82V83H129ZM20 85H19V84ZM109 83V84H108ZM123 83V82H122ZM63 84V85H64ZM121 84V85H120ZM77 85V86H76ZM140 85V84H139ZM62 86V85H61ZM74 86V87H73ZM76 87V88H75ZM108 87V88H107ZM23 88V87H22ZM52 88V87H51ZM67 88V90L69 89V91H66V90H64V89H66ZM127 88H129V87H127ZM136 88V87H135ZM152 88V87H151ZM17 89H18V91H17ZM63 89V90H62ZM133 89H132V87L130 88V90L128 91V92H131ZM137 90H134V91H136L137 92ZM141 90H138V92L140 93V91ZM17 91V92H16ZM44 91V90H43ZM67 93V94H64L65 92ZM153 91V92H152ZM64 92V93H63ZM78 92V93H77ZM142 92V91H141ZM22 93V95H24ZM119 93V94H118ZM143 93V95H142V93L141 94H138L139 95V97H140V95H142V97H144V94ZM63 94V95H62ZM131 94V93H130ZM67 95V96H66ZM79 96V97H78ZM14 99V100H13ZM150 99V98H149ZM63 100V99H62ZM72 101V102H71ZM63 102V103H62ZM76 102V103H75ZM62 103V104H61ZM61 105V106H59V105ZM142 105H145V106H142ZM71 106V107H70ZM143 108H142V107ZM9 107V108H8ZM11 107H13V108H11ZM16 107V106H15ZM59 107V108H58ZM53 108V109H52ZM69 108V109H68ZM70 108H72V109H70ZM148 109V110H146V109ZM152 108H154V107H152ZM151 108V109H152ZM157 108V107H156ZM222 107H219L218 108V110H217V112L221 109ZM67 109V110H66ZM9 110V111H8ZM11 111V112H10ZM70 111V112H69ZM132 112V110H131V108H130V110L129 111H127V113L129 114V116H132V114H131V112ZM141 111H143V112H141ZM151 111V110H150ZM160 111V110H159ZM167 111V110H166ZM166 111H165V115L167 114L166 113ZM66 112V113H65ZM217 112H216V114H217ZM9 113V114H8ZM62 113V114H61ZM147 113H149V112H147ZM146 112L144 113V114H147ZM151 113V112H150ZM150 113H149V115H150ZM158 113V112H157ZM156 113V114H157ZM161 113V112H160ZM159 113V114H160ZM162 113H164V112H162ZM161 113V114H162ZM8 115V117H7V115ZM143 114V115H144ZM5 115V116H4ZM68 115V116H67ZM71 115V116H70ZM218 115V114H217ZM222 115V114H221ZM229 115V116H228ZM160 118H159V117ZM5 117V118H4ZM59 117V118H58ZM61 117V118H60ZM166 117H167V115H166ZM230 117H231V115L229 114V113H226V115H225V113H224V115L222 116V118H219L218 120H217V118L215 119L216 121H215V123H214V119L212 120V121H208L209 123H207L206 121H205V123H204V121L202 122V123H200V122H198V121H194L193 122V124H192V122H191V124H192V126L194 127V125L196 126L195 128H190L189 127V129L188 130H190L191 129V131H188L186 128L184 129V127H183V129H184V131L183 132H185L186 130V132L185 133H183L182 131L181 132H179L178 134V137H179V139L181 140V142H182V140H183V142H186L185 144H187V145H192L193 146V148H194V146L196 147V145L197 146H200V145H202V143L204 144L206 141H208L209 139H211V133L213 134V132H211V131H215V132H218L217 134H218V136H219V133H221L220 134V137H222V136H224V137H226L227 138V143L229 144V143H231V144H227V148H226V150L224 151V152H227V154L225 153V155H227L228 156V153H229V158L227 157V156H225V157H227L226 159H225V164H227L225 167L228 169V170H231L230 171V173L232 174V175H235L236 173V175H235V178L238 180V178H240V179H242V177L243 178H248L249 179V177L248 176H250V175H254V177H255V175L257 174V171H258V169L257 168H255L254 167V165H256V167H257V161H255L254 159H252V160H250V161H252V162H247L248 160L247 159H249V157L248 158H246L245 156L246 155H244L242 152H240L241 150H240V141H242L243 142V136H241L237 131H234V130H236V129H234V126H233V124H231L232 123V121L230 120ZM2 118V119H1ZM4 118V119H3ZM128 118H130V117H128ZM143 118V119H142ZM151 118V119H150ZM228 118V119H227ZM142 119V120H141ZM166 119V118H165ZM222 119V120H221ZM7 120V121H8ZM52 120V121H51ZM147 121V123H146V121ZM167 120V119H166ZM219 120H220V122H219ZM223 121V122H222ZM225 121V122H224ZM228 121V122H227ZM231 121V122H230ZM41 122V121H40ZM40 122H38V123H40ZM143 122H144V124H143ZM157 122H159L158 124H157ZM196 122V123H195ZM67 123V124H66ZM149 123V124H148ZM151 123V124H150ZM204 123V124H203ZM207 123V125H205ZM212 123H214V125L212 124ZM64 124H66V125H64ZM120 124V125H119ZM142 124V125H141ZM156 126V124H157V128L156 127H154V125ZM163 124V125H162ZM201 124H202V126H201ZM211 124V125H210ZM215 124H217V125H215ZM26 125V124H25ZM30 125V124H29ZM28 125V126H29ZM57 125V126H56ZM123 125V124H122ZM128 125H127V127H128ZM143 125H144V127H143ZM159 125H162L161 126V128H160V126ZM164 125H166V126H164ZM212 125H213V127H212ZM65 126V127H64ZM143 128H142V127ZM145 126H147V127H145ZM150 126H151V128H150ZM158 126H159V128L160 129H158ZM215 126V127H214ZM1 127V126H0ZM26 127H27V125H26ZM30 127V126H29ZM29 127H28V129H29ZM40 127H42L43 128V130L40 128ZM141 127V128H140ZM153 127V128H152ZM59 128V129H58ZM129 128V127H128ZM139 128V129H138ZM144 128H146V131H145V129ZM148 128V129H147ZM211 128V129H210ZM141 129V130H140ZM143 129V130H142ZM155 129V130H154ZM158 129V130H157ZM193 129V130H192ZM215 129V130H214ZM134 130V131H133ZM154 130V131H153ZM239 130V129H238ZM42 131V132H41ZM64 131V132H63ZM138 131H139V133H138ZM145 131V132H144ZM151 131V132H150ZM159 131V132H158ZM239 131H241V130H239ZM3 131H1V129H0V133L3 135L4 134V136H2L1 134H0V140H1V137H2V140L0 141V144H4V141H6V140H9L10 138H13L12 137V133L11 132H3ZM29 132H31V129H30V131L28 130V133ZM134 132V133H133ZM166 132V133H165ZM194 132V134H192ZM214 132V134H216ZM9 133V135H7ZM62 133V134H61ZM130 133V134H129ZM5 134L7 135V136H5ZM30 135H33L34 133H29ZM47 134V135H46ZM61 134V135H60ZM111 134V135H110ZM138 134V135H137ZM161 134V133H160ZM186 134V135H185ZM216 134V135H217ZM66 135H68V136H66ZM80 135V136H79ZM143 135V136H142ZM154 135H155V137H154ZM185 135V136H184ZM191 137H194L195 139H191L190 138V136ZM208 135V136H207ZM222 135V136H221ZM232 135L233 136H235V137H237V136H239V138L237 139V138H232ZM126 136L128 137V138H126ZM132 136V137H131ZM5 137V138H4ZM52 137V138H51ZM61 137H62V139H61ZM147 137H149V138H147ZM181 137H183V138H181ZM185 137V138H184ZM197 137V138H196ZM224 137H222V139H225ZM51 138V139H50ZM67 138V139H66ZM187 138H189V139H187ZM231 138H232V141H231ZM4 139V140H3ZM44 139V140H43ZM45 139H48V140H45ZM58 139V140H57ZM129 139V140H128ZM50 140V145H49V142H47V144H46V141H49ZM60 140V141H59ZM65 140V141H64ZM45 141V142H44ZM64 141V142H63ZM77 141H79V142H77ZM125 141L127 142L126 144V149L128 150V152H129V154L131 153L132 154V157L134 158V159H132V160H130L132 157H129L128 155V152H127V150L126 149H124V144H125ZM130 141V142H129ZM188 141H190V143H188ZM193 141V142H192ZM196 141V142H195ZM211 141V140H210ZM226 141V140H225ZM230 141V142H229ZM3 142V143H2ZM209 142V141H208ZM207 142V143H208ZM234 142V143H233ZM240 142V143H239ZM47 145V147L49 148H47V149H45L44 150V147H45V145ZM53 143H55V144H53ZM196 143V144H195ZM198 143H200V144H198ZM239 143V144H238ZM63 144H64V146H63ZM69 144V145H68ZM194 144V145H193ZM232 145V146H231ZM233 145H234V147H233ZM237 145V146H236ZM1 146V145H0ZM44 146V147H43ZM50 146V147H49ZM52 146V147H51ZM57 146V147H56ZM68 146V147H67ZM191 146V147H192ZM231 146V147H230ZM239 146V147H238ZM41 147H42V149H41ZM67 147V148H66ZM1 148V147H0ZM73 148V149H72ZM197 148V147H196ZM233 148V149H232ZM195 149V148H194ZM229 149V150H228ZM42 150V151H41ZM44 150V151H43ZM77 150V151H76ZM228 150V151H227ZM240 150V151H239ZM46 151H45V153H44V155L46 154ZM89 151V152H88ZM96 151V152H95ZM121 153H120V152ZM123 151H124V153H123ZM212 151V150H211ZM210 151V152H211ZM87 152V153H86ZM114 152H115V154H116V156H115V154H114ZM117 152V153H116ZM126 152V153H125ZM144 152H145V154H144ZM149 152V153H148ZM170 152V153H169ZM209 152V154H208V156H210L213 160H214V156H213V154H211ZM63 153V154H62ZM78 153V154H77ZM120 153V154H119ZM123 153V154H122ZM144 155H143V154ZM212 153H213V151H212ZM231 153V154H230ZM68 154V155H67ZM84 154V155H83ZM101 154V155H100ZM112 154H114V158H116V160L118 159V161H113V158H112ZM117 154H118V156H117ZM121 154H122V156H121ZM130 154V155H131ZM157 154V155H156ZM173 154H175V153H173ZM211 154V155H210ZM38 155H40V154H38ZM43 155V154H42ZM47 155V154H46ZM72 155V156H71ZM76 155V156H75ZM85 156L84 158L83 157H81V156ZM109 155V156H108ZM127 155V156H126ZM163 155L164 156H166L167 158L165 159H162V157H163ZM243 157H242V156ZM50 156V155H49ZM74 156V157H73ZM78 156V157H77ZM87 156L88 157H90V158H87ZM124 156V157H123ZM155 156H156V158H155ZM169 156H170V158H169ZM172 156V157H171ZM176 156H178V157H176ZM213 156V157H212ZM262 156V159L260 160V161H262V160H264L263 159V157H264V154H262L261 155ZM44 157V156H43ZM62 157V158H61ZM78 159L79 157L80 158H82L81 160H79V162L78 161H76L77 159ZM112 158L111 160L113 161H111L110 160V158ZM121 157V159H119ZM123 157V158H122ZM129 159H128V158ZM143 159H142V158ZM147 157V158H146ZM148 157H149V159L151 158V160H149L148 159ZM158 157V158H157ZM184 157V156H183ZM40 158H42V157H40ZM75 158V159H74ZM140 158V159H139ZM154 158V159H153ZM161 158V159H160ZM170 159V160H167V159ZM179 159L180 158V156L179 155H175L174 156V159ZM211 158H209V159H211ZM244 158V159H243ZM261 158V157H260ZM66 159V160H65ZM72 159V160H71ZM90 159V160H89ZM126 159V160H125ZM136 159H138V160H136ZM183 160H184V158H182ZM247 160L246 161V163H245V161L244 160ZM62 160V161H61ZM71 160V161H70ZM92 160H93V162H92ZM107 160V161H106ZM120 160V161H119ZM129 160V161H128ZM144 160H147V161H144ZM195 160V159H194ZM193 160V161H194ZM198 160H200V159H198ZM198 160H195L194 162H190V161H186V162H190V163H188V164H193L192 166H196V167H198L200 164V161H198ZM232 160V161H231ZM254 160V161H253ZM66 161H67V163H68V165H67V163H66ZM75 161V162H74ZM82 163H81V162ZM90 161V162H89ZM122 161H123V165H122ZM134 161V162H133ZM149 161H151V162H154V163H152V165H151V163L150 164H147V163H149ZM157 161V162H156ZM164 161H166V163L164 162ZM209 162H210V160H208ZM49 162V163H48ZM63 162H64V164L67 166H65L64 164H63ZM70 162H72V163H70ZM74 162V163H73ZM92 162V163H91ZM115 162V163H114ZM118 162V163H117ZM126 162V163H125ZM130 162V163H129ZM141 162H142V164H141ZM146 164H144V163ZM156 162V163H155ZM185 162V163H186ZM199 162V163H198ZM208 162V163H209ZM214 162V161H213ZM78 163H80V164H78ZM100 163H104L103 165H105V166H102V167H100L102 164H100ZM117 163V164H116ZM165 163V164H164ZM198 163V164H197ZM207 163V164H208ZM248 163V164H247ZM262 163H263V161H262ZM48 164H50L49 166V168H48ZM63 164V165H62ZM72 164H73V166H72ZM81 164H83V166L81 165ZM111 164H113L112 166H110ZM127 164V165H126ZM128 164H130V165H128ZM134 164V165H133ZM202 166L200 165V167H201V169H203L204 170V167L203 166H205L206 167V163H205V165H204V162H202ZM210 164V163H209ZM208 164V165H209ZM247 164V165H246ZM250 164L252 165V166H250ZM90 165V166H89ZM115 165V166H114ZM142 165V166H141ZM157 165H159V166H157ZM198 165V166H197ZM211 165H212V160H211ZM45 166H46V168H45ZM81 168H80V167ZM92 166H94V167H92ZM121 166V167H120ZM139 166V167H138ZM146 168H145V167ZM148 166V167H147ZM155 166V167H154ZM157 166V167H156ZM213 166V165H212ZM243 166V167H242ZM262 166H263V168H264V165L262 164ZM69 167H71V168H69ZM90 167V168H89ZM124 167V168H123ZM128 169H127V168ZM137 167V168H136ZM163 167V168H162ZM253 167L255 168V169H253ZM47 168L50 170V172L48 173V171H47ZM51 168V169H50ZM88 168V169H87ZM92 168H94V169H92ZM100 168V169H99ZM106 168H107V170H106ZM116 170H115V169ZM126 168V169H125ZM131 168V169H130ZM138 168H140V170L138 169ZM166 168V169H165ZM194 168V167H193ZM230 168V169H229ZM243 168V169H242ZM251 168V169H250ZM42 169V168H41ZM46 169V170H45ZM53 169V173H51L52 170ZM68 169V170H67ZM70 169H72V170H70ZM97 169V170H96ZM102 169V170H101ZM132 169H133V171H132ZM136 169H138V170H136ZM151 169V170H150ZM157 169V170H156ZM159 169H161V170H159ZM166 170V172H165V170ZM208 169V168H207ZM233 169V170H232ZM235 169H236V171H235ZM240 169V170H239ZM256 169H257V171H256ZM55 170V171H54ZM88 170H89V172H88ZM97 172V171H99L98 172V174L95 172V171ZM125 170H128V171H126L127 173H125L124 171ZM134 170H136V171H134ZM238 170H239V172H240V174H239V172H238ZM105 171V172H104ZM108 171V172H107ZM118 171V172H117ZM164 171V173L162 174V175H160V173H162ZM206 171V170H205ZM247 171V172H246ZM252 172L250 175H247L248 174V172ZM256 171V172H255ZM46 172V173H45ZM122 172V173H121ZM131 172V173H130ZM136 172V173H135ZM151 172V173H150ZM233 172H236L235 174H233ZM256 174H255V173ZM262 172V171H261ZM48 173V174H47ZM55 173H56V175H55ZM97 175H96V174ZM118 173V174H117ZM146 173H148V174H146ZM153 173V174H152ZM154 173H156V175L154 174ZM259 173V172H258ZM264 173V172H263ZM42 174V175H41ZM52 174H53V176H52ZM93 174V175H92ZM99 174H101L100 175V177H99ZM125 174H127V176L125 175ZM134 174V175H133ZM152 174V175H151ZM165 174V175H164ZM92 177H91V176ZM95 175V176H94ZM117 175V176H116ZM124 175V176H123ZM129 175H131V177L129 176ZM154 175V176H153ZM239 175V176H238ZM244 175H247V176H245L244 177ZM258 175V174H257ZM256 175V180H258V179H260L261 177H260V175H258L257 176ZM50 176L51 177H53L52 179L50 178ZM102 176V177H101ZM114 176V177H113ZM118 176H120V177H118ZM126 176V177H125ZM134 176V177H133ZM161 176H163V177H161ZM220 176V175H219ZM263 176V175H262ZM57 179H55V178ZM62 177V178H61ZM83 177V178H82ZM99 177V178H98ZM118 177V178H117ZM124 177V179H122V178ZM131 178V179H128V178ZM254 177H251L250 179H253ZM51 179V180H48V179ZM135 178H137V179H135ZM148 178V179H149ZM254 178V179H255ZM88 179V180H87ZM92 179V180H91ZM106 179V180H105ZM116 179H118V180H116ZM140 179V178H139ZM138 179V180H139ZM162 179V180H161ZM239 179V180H240ZM48 180V181H47ZM91 180V181H90ZM100 180L103 182H100ZM104 180V181H103ZM113 180V181H112ZM116 180V181H115ZM121 180V182H119ZM137 180V181H138ZM141 180V179H140ZM256 180H250L251 182L250 183H253L254 182V184H255V186L253 185V184H250L251 186V188L254 190V188L252 187V185L254 186V187H256L257 185H256ZM264 180V178L262 177L260 180H259V182H261V181H263ZM47 181V182H46ZM60 181V182H59ZM88 181V182H87ZM95 183H94V182ZM98 181H99V184H98ZM129 181V182H128ZM156 181H158V180H155V181H153V182H156ZM41 182V181H40ZM59 184H58V183ZM84 182H85V184H84ZM87 182V183H86ZM108 182V183H107ZM117 182V183H116ZM143 182V181H142ZM153 182H151V187H149V188H153L152 187V183ZM86 186H84L83 184ZM89 183V185H87ZM140 183V184H139ZM139 183H137V186L139 187L140 185V187H142V190L144 189V187H143V184L139 181ZM157 183V182H156ZM155 183V184H156ZM202 182H200V180H199V182H198V187H199V189H201L202 188V186L203 187H205V183L203 184H201ZM262 184H261V188L263 187V185H264V181L263 182H261ZM56 184H58V185H56ZM112 184H113V186H112ZM133 184H134V186H136V183H134L133 182ZM154 184V185H155ZM158 184H159V182H158ZM161 184V183H160ZM259 185H260V183H258ZM61 185V186H60ZM82 187H81V186ZM97 185H99V187H97ZM118 185V186H117ZM153 185V186H154ZM162 185H163V183H162ZM59 186V187H58ZM63 186V187H62ZM84 186V187H83ZM62 187V188H61ZM87 187H90V188H87ZM92 187V188H91ZM139 187V188H140ZM185 187V188H184ZM190 187V188H189ZM258 187V190L259 191H261L260 193L261 194H256V192L253 194V193H251V194H253V196H254V198H256V196H257V199H260V197H261V195L263 194L264 195V187L261 189L259 186H257ZM54 188H56V189H54ZM62 190H61V189ZM99 188V189H98ZM159 188V187H158ZM250 188V189H251ZM91 189V190H90ZM106 189V190H105ZM187 191H186V190ZM196 189V190H195ZM203 189V188H202ZM249 189V190H250ZM59 190V191H58ZM61 190V191H60ZM114 190H116V191H114ZM145 190V189H144ZM172 190H174V191H172ZM183 190H185V191H183ZM252 190V192H254ZM43 191V192H42ZM103 191V192H102ZM106 191V192H105ZM257 191V190H256ZM259 191H257V192H259ZM40 192H42L41 194H40V196H41V198H38V196H39V193ZM100 192V193H99ZM140 192H142V191H140ZM175 193V195L176 196H174L173 194ZM249 193L251 192V190L250 191H248ZM178 193V194H177ZM196 193H198V192H196ZM110 194V195H109ZM135 194H137V192L135 193ZM160 194V195H159ZM190 194H193V195H190ZM251 194H249L250 195V197H252V195ZM145 195V196H144ZM146 195H150V199H148L149 197H146ZM151 195H153V196H151ZM156 195H157V197H156ZM160 196V199H159V196ZM165 195V197H164V199L165 198H167V196L166 195H168V197H169V199H171L170 200V202H169V199H168V202H167V199H163L164 200V202L162 201V196H164ZM259 195V196H258ZM262 195V196H263ZM87 196H88V198H87ZM90 196V197H89ZM108 196V197H107ZM174 197H178L177 199H175ZM187 197V198H186ZM86 198V199H85ZM174 200H173V199ZM189 198V199H188ZM253 198V197H252ZM264 198V197H263ZM84 199V200H83ZM90 199V200H89ZM102 199V200H101ZM125 199V200H126ZM142 199V200H141ZM153 199V200H152ZM70 200V202H69V205H67V203H68V201ZM160 200V201H159ZM183 200V201H182ZM188 200H190V201H192V203H190ZM132 201V202H131ZM172 201V202H171ZM180 201V202H179ZM34 203V205H35V207L32 205L33 203ZM47 202V203H46ZM104 202V203H103ZM183 204H182V203ZM71 203V204H70ZM180 203V204H179ZM185 203V204H184ZM190 203V204H189ZM197 203H195V207H199V206H196L197 205ZM84 204V205H83ZM187 204H188V206H187ZM31 205V206H30ZM73 205V206H72ZM116 205V206H115ZM199 205H201L202 206V208L201 207H199V208H201L202 210H204V208H203V204L202 203H199ZM33 206V207H32ZM37 206V207H36ZM69 206V207H68ZM127 206H129V205H127ZM24 207H25V211H24ZM31 207L33 208V210L31 209ZM52 209H51V208ZM111 207V208H110ZM117 207H118V211L117 210H114V209H117ZM177 207V208H176ZM179 207V208H178ZM181 207V208H180ZM194 207V206H193ZM27 208V209H26ZM49 208V209H48ZM158 208V209H157ZM165 208H167V209H165ZM170 208H171V210H170ZM23 209V211H20V210H22ZM30 209V210H29ZM45 209H46V211H45ZM51 209V211H50V213L52 214L53 212H52V210L54 211V213H55V215L54 214H52V218L51 219H49L50 218V216L48 217L47 215H50L48 212L49 211H47V210H50ZM56 209V210H55ZM71 209V210H70ZM102 209H103V211H102ZM122 209V208H121ZM177 209H181L179 212H177V213H180L179 215H177V213H176V211H177ZM187 209V210H186ZM189 209V210H188ZM27 210H29L28 212H27ZM161 210V211H160ZM171 211V212H169V211ZM176 210V211H175ZM182 210H186L185 212H187L188 211V213H190L189 215H188V218L186 219V217L187 216H185L184 217V211H183V217L185 218V220H183L182 221V219H184V218H182L181 219V211ZM56 211V212H55ZM102 211V212H101ZM106 211V212H105ZM117 211V212H116ZM12 212H13V210H12ZM31 212V213H30ZM58 212V213H57ZM85 212V213H84ZM192 212V213H191ZM15 213V212H14ZM17 213V212H16ZM48 213V214H47ZM105 213V214H104ZM158 213H161V214H159V215H161V217L158 215ZM163 213H164V216H165V213H166V215H168V217L167 216H165L164 218H168V219H170L171 221L172 220H174V221H167L166 219H163L162 218V215H163ZM169 213H170V216H169ZM174 213V214H173ZM12 214V213H11ZM42 214V215H41ZM56 214L59 216H61V219H59L60 218V216L58 217V216H56ZM84 214V215H83ZM179 217L180 215V218L178 219L177 217H174V216H176V215ZM193 214V215H192ZM16 215V214H15ZM20 215V217H22ZM104 215H106V216H104ZM145 215H146V217H145ZM172 215V216H171ZM185 215H187V213L185 214ZM140 216V217H139ZM147 216H151L152 218L150 219L149 217H147ZM64 217V218H63ZM105 217V218H104ZM141 217H143L142 219V221H141ZM154 217V218H153ZM173 217V218H172ZM57 218V219H56ZM144 218H146L147 220H151V221H149L151 224H149L148 222H147V220H144ZM172 218V219H171ZM200 218V217H199ZM29 219H30V221H29ZM112 219V221L110 222V220ZM139 219H140V221H139ZM180 219H181V221H180ZM192 219V220H193ZM14 220H15V222H14ZM43 220V221H42ZM98 220V222H96L95 223V221H97ZM106 220V221H105ZM132 220H134V221H132ZM166 222H165V221ZM192 220H191V222H192ZM194 220H193V223H195L194 222ZM199 220H201V222L199 221ZM122 221V222H121ZM130 221V222H129ZM137 221H138V223H137ZM146 221V222H145ZM180 221V222H179ZM197 221V220H196ZM107 222H109V223H107ZM127 222V223H126ZM128 222H129V224H128ZM131 222H132V224H134V225H132L131 224ZM142 222V223H141ZM149 226H147V228H146V224ZM198 222H200V223H198ZM198 227H199V225H201V223L202 222H204V221H202V219H198ZM16 223L19 225V227H18V225H16ZM30 223V224H29ZM45 223V224H44ZM137 223V224H136ZM144 223V224H143ZM168 225H167V224ZM176 223V222H175ZM189 223V222H188ZM13 224V225H12ZM14 224H15V227H14ZM33 224V225H32ZM93 224V225H92ZM106 224H108V226L106 225ZM140 224L144 227L145 226V230H146V232H145V230H144V228H142V226H140ZM153 224H154V227H153ZM164 224V225H163ZM166 224V225H165ZM174 224V223H173ZM173 224H171L170 226H173ZM179 224V225H178ZM33 227H31V226ZM63 225V226H62ZM127 225V226H126ZM130 225V226H129ZM136 225H138L137 226V228H135V229H133L134 227H136ZM159 225V226H158ZM205 226V227H207L206 226V223L205 224H203L202 223V225L200 226L202 229L203 228H205V227H202V226ZM17 226V227H16ZM20 226L23 228V230H20L21 228H20ZM128 227V228H130L131 227V230L130 229H128V228H126V227ZM165 226V227H164ZM179 226V227H178ZM35 227V228H34ZM153 227V228H152ZM10 228L11 229H13L12 231L10 230ZM30 228H31V231H30ZM140 228H142V229H139ZM9 229V230H8ZM18 229V230H17ZM26 229V230H25ZM32 229H33V232H32ZM127 229V230H126ZM134 231H133V230ZM136 229H138V230H136ZM147 229H149V231H147ZM151 229V230H150ZM154 229V230H153ZM207 229V230H206ZM15 230H17V231H15ZM130 230V232H133V235H139V237H138V235L137 236H133V238H130V237H132V234L131 235H129L130 234V232L128 233V231ZM135 230H136V232H135ZM153 230V231H152ZM205 230H206V233L209 235V232H210V230L211 229H209L208 230V227L207 228H205ZM23 231L25 234H22L21 232ZM26 231V232H25ZM39 231V232H38ZM43 231V232H42ZM124 232V234H123V232ZM126 231H127V233H126ZM140 233H139V232ZM15 232V233H14ZM32 232V233H31ZM36 232H38V233H36ZM144 234H143V233ZM149 234H148V233ZM16 233H20L22 236H24L25 238L23 239V238H20V237H22L21 235L18 237V236H16V237H14L15 236V234ZM121 233H122V235H121ZM126 233V234H125ZM136 233V234H135ZM153 233V234H152ZM211 234V236H210V238L213 236V231L211 230V232H210ZM30 234H33V236L32 235H30ZM34 234H38L37 235V238L35 237V235ZM142 234V235H141ZM125 237H124V236ZM128 235L130 236V237H128ZM146 235V236H145ZM153 236V238H151L150 239V236ZM31 236V237H30ZM38 236H39V238H38ZM120 237V238H119ZM127 237V238H126ZM135 237V238H134ZM146 237V238H145ZM166 237V236H165ZM209 237V236H208ZM214 237V236H213ZM59 238H61V240H58ZM118 238H119V240H118ZM121 238H122V241H121ZM126 238V239H125ZM128 238H130V239H128ZM145 238V239H144ZM156 238V239H155ZM21 239H22V244H21ZM135 239V240H134ZM137 239H139V243H140V246H139V243H138V247H137V243L136 242H138V240ZM140 239H141V241H140ZM152 239H154L155 241H153L152 242ZM158 239V240H157ZM213 239V238H212ZM214 239H215V237H214ZM38 240V241H37ZM40 240V241H39ZM125 240H127L126 242H125ZM131 240H133L132 242H130V243H128L129 241ZM137 240V241H136ZM150 240H151V242H150ZM59 241V242H58ZM62 241V242H61ZM117 241H120V242H117ZM124 241V242H123ZM148 241V242H147ZM160 241V242H159ZM215 241V240H214ZM24 242H26V243H24ZM57 242V243H56ZM61 242V243H60ZM24 243V244H23ZM60 243V244H59ZM133 243H135V244H133ZM163 243V242H162ZM56 244V245H55ZM62 244V245H61ZM128 244V245H127ZM131 244V245H130ZM164 244H167V241L164 243ZM164 244H163V246H164ZM24 245V246H23ZM135 247H134V246ZM149 245H152V246H149ZM155 245V246H156ZM160 245V244H159ZM264 245V244H263ZM263 245H260V246H257V247H255V248H253V250H255L254 252L257 254L258 253V255H263L262 253L264 252V246ZM26 246V247H25ZM55 246V247H54ZM123 246V247H122ZM126 246V247H125ZM133 248V250H132V248ZM161 246H162V244H161ZM23 247H24V249H23ZM28 247V248H27ZM136 247H137V250H135L136 249ZM142 247H143V245H142ZM19 251H17V254H19V255H17L16 254V249ZM62 248V249H61ZM121 248H123V249H121ZM23 249V250H22ZM59 249V251H58V256L60 257V260H59V257L57 256V250ZM61 249V250H60ZM125 249V250H124ZM258 249V250H257ZM48 250V251H47ZM121 250H123V251H121ZM127 250H131V251H127ZM142 250H144V249H142ZM148 250H146V251H148ZM253 250H252V252H253ZM13 251V252H12ZM83 251H86V252H84L83 253ZM88 251V252H87ZM137 251V252H136ZM150 251V250H149ZM258 251V252H257ZM59 252H60V254H59ZM122 252V253H121ZM134 252H136V253H134ZM253 252V253H254ZM62 253V254H61ZM64 253V254H63ZM112 253H113V255H112ZM125 253H126V255H125ZM141 253V254H140ZM260 253V254H259ZM14 254V255H13ZM45 254H47V255H45ZM124 254V255H123ZM130 254V255H129ZM140 254V255H139ZM43 255V256H42ZM45 255V256H44ZM54 255H56V256H54ZM128 255H129V257H128ZM13 256V257H12ZM91 256V257H90ZM111 256H112V258H111ZM125 256V257H124ZM264 256V255H263ZM127 257V258H126ZM132 257V258H131ZM153 257H155V256H153ZM16 258V259H15ZM21 260H20V259ZM54 258H56L55 260H57V261H54ZM110 260H109V259ZM122 258V259H121ZM147 258V257H146ZM156 259V258H155ZM158 260H160L159 259V257L157 258ZM15 260V261H14ZM17 260L19 261V263L17 262ZM149 260V261H148ZM153 260H154V258H153ZM142 261H144V262H142ZM125 262V263H124ZM128 262V263H127ZM131 262V263H130ZM147 262H149V263H147ZM160 263H161V260H160ZM159 263V264H160ZM0 264H3V263H0ZM5 264H7V263H5ZM161 264H163V263H161Z\"/></svg>", "mask_w": 264, "mask_h": 264}]
</instances>
